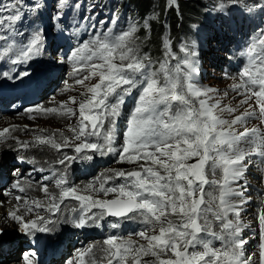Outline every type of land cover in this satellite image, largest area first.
I'll use <instances>...</instances> for the list:
<instances>
[{"label":"snow or ice","instance_id":"snow-or-ice-1","mask_svg":"<svg viewBox=\"0 0 264 264\" xmlns=\"http://www.w3.org/2000/svg\"><path fill=\"white\" fill-rule=\"evenodd\" d=\"M171 4L178 10V0H171ZM66 6L67 0H56L54 29L61 35L64 29L60 27V20ZM72 6L81 7L79 3ZM27 7L39 15L40 3L29 6L25 0H0V61L28 66L22 71L13 69L11 74L7 70L2 73L3 78L17 83H23L25 78L31 80L34 75L29 70L31 62L42 59L47 46L43 29H34L26 43L16 39L26 35L17 25L26 16ZM212 11L218 16L238 11L251 17L256 12H264V0L253 4L248 0H219L213 4ZM83 19L94 20V17L84 16ZM118 20L119 16L113 14L110 26H106L108 22L104 20L99 21V28L93 25L87 39L66 53L57 52V59L53 61L71 64L70 75L78 85L98 78V82L84 85L86 93L81 92L83 99L78 103L79 119L76 126L68 129L73 133L71 139L79 143L70 144L63 133L62 144L51 138L37 139L57 151L74 147L76 155L64 153L57 161L59 165L66 166V161H91L95 155L115 154L116 163H135L138 170L108 169L112 175L101 173L85 185L86 192L102 193L103 197L115 194V198L107 199L79 194L77 187L64 186L68 182L67 167L62 172L54 169L51 176H43L42 180L55 178L60 188L59 200L52 197L54 202L45 210L55 213L66 198H71L78 201L79 206L70 209L72 215L64 222L76 229L100 227L107 217L141 225L127 239L109 235L103 240L99 250L107 264H257L253 259L255 253L245 254L248 242L243 238L246 226L241 221V213L248 203L245 193L249 166L264 164V129L247 126L253 120L264 125V27H258L256 38L239 52L240 56L247 57V62L232 90L243 99L237 107H231L222 104L226 92L222 96L217 89L198 85L200 51L195 41L180 42L178 51L183 56H178L172 40L165 35L163 59L154 61L147 53L141 54L137 23H129L126 29L116 31ZM143 26L149 29L147 21ZM192 27L200 30L197 24ZM134 90L139 95L128 114L122 143L117 148L116 127L123 115L125 97L131 96ZM70 102L76 103V97H70ZM245 105L248 107L236 115ZM26 111H43L68 118L75 115L65 104L59 110L35 106ZM239 127L243 131H239ZM6 133H9L8 128L0 131V138L5 142ZM16 143L21 150L30 147L26 141L16 140ZM86 150H91V154ZM253 156L257 159H251ZM192 160L195 162L190 163ZM19 162L31 161L21 156ZM218 171L219 179L216 178ZM117 178H122V183L106 186ZM12 187L24 191L19 176ZM42 187L46 190L48 185L42 184ZM21 199V196L16 197L18 201ZM24 203L27 205L28 201L25 199ZM34 203L37 209L41 207L39 201ZM27 211L32 212L33 208L28 207ZM7 217L15 222L14 233L27 237L29 243L36 240L37 233L54 232L48 227L54 221L39 212L34 220H26L15 212H9ZM257 220L258 264H264V207L258 209ZM111 227L116 229L119 224L113 222ZM133 235L146 243H137ZM10 244L9 233L0 229V253ZM36 255L34 249L26 251L21 257L22 264H38ZM76 260L77 264H96L95 247L78 250Z\"/></svg>","mask_w":264,"mask_h":264},{"label":"rangeland","instance_id":"rangeland-1","mask_svg":"<svg viewBox=\"0 0 264 264\" xmlns=\"http://www.w3.org/2000/svg\"><path fill=\"white\" fill-rule=\"evenodd\" d=\"M97 1L98 0H91V2H92L91 4L92 5H95V3ZM104 1L108 2L110 0H104ZM193 1H196V2H199V3L202 4V7H203L202 8V11L199 14L198 12L200 10L197 11V9H195L194 7H190V8H188L187 13L188 14H191L190 15L191 17L192 16H195V14H197V13L199 15H202L203 17L201 19L200 18L199 19L197 18V19L193 20L192 23L187 22V24H189V25H187V24H186V26L185 25H182V27H183L182 28V30H183L182 33H185V35H184V42L190 44V41H192V40L198 41L197 46L199 47V51H200V57H199L198 66L200 68V72H199V76L197 77V83H198V85L200 87H204V88L211 87V88L217 89L222 96L226 92L227 93V96L223 98L222 104L223 105H229L231 107H237V105L239 104V101L241 99H243V96L237 95V93L232 90V85H233V83H236L239 80L235 76H231V75H228V74H224L222 72L224 70L223 69L224 59L227 57V54L225 52L221 51V47L219 46V44L216 41H213L212 39H210V36L213 35L212 30L214 31V30H216L215 28H219V24L215 21L217 14H216V12L212 11L213 4L219 3V0H193ZM168 2L171 3V0H166V3H168ZM158 3H159V0H128V4H129L128 7H129V9L131 11H133V12L136 11V19L139 20V22H143V19L141 20V17L142 16H141V13H139V10L142 9L144 12L146 10L153 12L155 10L156 6L158 5ZM162 3L165 4V0H164V2L162 0ZM113 8H115V7H113ZM115 9L117 10V8H115ZM189 9H192V10L189 11ZM93 12L96 13V15H99L100 14V18L102 20H106L105 19L106 17H104L105 8L103 7L102 4L99 3L97 6L93 7ZM188 14H186L185 16H188ZM116 15L119 16L118 22H121L122 19H123V17H124V15L121 14V13L119 14V12ZM85 23H88V22L85 21ZM193 23H195V24H197V25L200 26V30L199 31H196L192 27L191 24H193ZM189 27L190 28H193V30H194V33L195 34L193 35V38H189L190 36L186 35ZM137 43L140 44V39L139 38L137 40ZM179 43L180 42H178V44L175 46L176 49H174V51L177 50L176 52H177V55L178 56H183V54L182 53H179V51H178ZM141 49H142V44L140 45V50ZM141 54H142V50H141ZM161 59H163V54H162V58ZM161 59H158L157 61H159ZM220 60H221V62H220ZM172 63H175V61H173ZM155 67L158 68L159 67V64L157 63L155 65ZM96 82H98V78H93L91 81H85L84 82V85H91V84L96 83ZM200 82H201V84H200ZM67 84H69L70 86H65V88H63V89H67L68 90V96H66V97H60V96L55 97V98L58 99V101H56V108L57 109H60L62 104H65L68 107H71L74 110L75 115H72L70 118L67 117V119H65V120H73V126H76L77 120L79 119L78 103H79V101L81 99H83V97L80 94H81V92H85L86 93V87L84 85H78V84H76L75 81L72 82V83L67 82ZM70 97H76V101L77 102L74 103V104L71 103L70 102ZM41 107L43 108V106H41ZM247 107H248V105H245L243 108H240L238 110V112L235 113V114L238 115V114L242 113L244 111V108H247ZM40 113H43V111H41ZM51 115L52 116H55L57 118L60 116V114L53 113V114H49L45 118L44 117H40V118L37 117L36 120L35 119H32V120H27V121L30 122V123H32V124H34V125H44L45 122H47V121L50 120V117H52ZM9 116L10 117H16V118H24L25 117V116L21 115L19 112L1 116L0 117V131H3L4 128H9V127L6 126L7 124H3V121L6 118H9ZM74 116H76V118H73ZM247 126L249 128H251V127H260V124H259L258 120H253ZM238 130L239 131H243V128L242 127H239ZM67 136L71 139L72 136H73V133L69 131L67 133ZM14 139H16V138H14ZM69 143L70 144H76V143H79V141H73L72 140ZM120 143H122V142H120ZM120 143L118 144V146L115 145V147L119 148ZM70 148L71 149H74V147H70ZM14 154L17 156V153L16 152ZM89 154H91V152ZM117 158L118 157H115L111 161V164L109 166H107V167H103L101 169V171H100V169L97 168L95 175L89 179V182L94 181L95 180V177H97L98 175H101V173H104L106 175H112L111 172H108L107 171L108 169L125 170V171L138 170L137 169V165L135 163H133V164H128L126 162L125 163H116L115 161L117 160ZM103 159H106V156L101 157L99 155H95V158L92 161L94 163L96 161H100V160H103ZM251 159L255 160V156L251 157ZM15 160L16 159H14L11 162H9V164H11V165L8 164L10 166V169L11 170L16 165V163H14ZM189 162L190 163H194L195 160H192V161H189ZM257 166L260 168V170L263 173L264 172V164H259L258 165V163H253L252 165L249 166V168H251V167H257ZM257 172H258L257 168L248 169V171L246 173V175H247L246 176V183H247V189L248 190L245 193V195L247 196V198L249 200L248 203H250L252 206H254V208H255V206H257V204H258L257 202L259 200V203L260 204H258V207L261 208V207H264L261 198H259V197L262 196V192H260L259 195H257V198L255 197V194L258 191H260V189L261 190H264V177L262 179V183H255L253 181L254 180L253 176L256 178V173ZM9 173H10V171H9ZM9 173L7 174V176L9 175L8 178L11 180L12 179V176H10ZM46 174H49V173L47 171L42 172L40 175L37 176V179L35 181H37L39 179H42V177L45 176ZM248 174H251V175H248ZM208 176H209V179L212 178L211 173H209ZM216 178L217 179L220 178V172L219 171L217 172ZM109 182H111V181H109ZM250 182H252L253 184H252L251 187H248V185H250ZM75 183L76 182L73 183L74 186H75ZM67 184H68V182H67ZM49 185L50 186H53V185H55V182L49 183L48 186ZM96 187H99V185L97 184ZM92 195L94 197H96V198H107V199L115 198V194L114 193L113 194H109L108 197H103V194L102 193L101 194H96V193L92 192ZM75 203L77 204L78 201L75 200ZM77 206H79V204H77ZM245 206H246V204L244 205V208H245ZM256 209L257 208H255V211H256ZM40 210H41L40 208L39 209H36V211H40ZM93 211H95V209ZM244 214H245L244 212L241 213V215H242L241 216V220H244L245 219V217H244L245 215ZM256 218H257V212H256V215H254V218H253L254 219V221H253L254 223L253 224H256ZM249 223H250V221L247 223V225ZM252 229H255V228H253V226L252 227L246 226L245 233H248L249 234V231L252 230ZM72 230L74 231V230H78V229H76L75 227H73ZM216 230L219 231V229H216ZM7 233H9V237L10 238H13L14 239V240L11 239V241H16V242L17 241H20V243H23L26 240L25 237H19V236H17L14 233V231H10V232H7ZM132 239L134 241H136L137 243H146L138 235L132 236ZM88 242L90 244V242H93V240H90ZM100 242H103V240H100ZM256 242H257V245H258L259 240H256ZM89 244H85V245L81 246L79 249L80 250L87 249L90 246ZM101 245H102V243H100V246ZM100 246L98 244L97 249L95 248L96 249L95 250V260H96V263L97 264H100V263L101 264H104V263L107 262L104 259V254L102 253V255H99V257L96 254V251L100 249ZM216 246H219V241H216ZM67 248H68V246H67ZM256 250L259 253V249H258L257 246H256ZM77 252H75V249H73L71 247L67 251V254L69 255L68 257L77 256ZM16 253L17 252H14V254H16ZM18 253H19V250H18ZM18 253H17V255H18ZM250 253H251V249H250ZM253 258H254V256H253ZM144 259H154V258H152V257H145ZM17 260L16 261H13L12 264H14L15 262H17ZM258 260H259V256H258V254H256L257 264H258Z\"/></svg>","mask_w":264,"mask_h":264},{"label":"bare ground","instance_id":"bare-ground-1","mask_svg":"<svg viewBox=\"0 0 264 264\" xmlns=\"http://www.w3.org/2000/svg\"><path fill=\"white\" fill-rule=\"evenodd\" d=\"M64 84L62 85V87L70 86L69 84H67V82ZM56 101H58V99L53 97L45 101L44 103H42L40 106H43V108L44 107L45 108H48V107L56 108ZM46 116H48V114L43 112V113H40L39 118L40 117L45 118ZM73 118H76V116H74ZM65 119H67V117L64 115H60L58 118L55 116H52L50 117L49 121L45 122L44 125H34L28 122L25 117L16 118V117L9 116V118H6L3 121V124H7L6 126L9 127L8 128L9 133L5 134V136L8 137L6 142L4 141V139L0 138V154H2V156H4L6 159L9 160L7 161V166L11 165L9 164V162H11L12 160L17 159V157L23 156L25 160L31 161L28 167L25 169L27 171H29L32 167L37 166L39 169H43L44 171H47L50 174V172L53 171L54 169H59L62 172L65 170V167H67L68 178L72 177L70 176V174L72 173L73 169L75 168L77 164H83L84 169L85 167L87 168L91 167L93 165L92 160L91 161L76 160L74 162L66 161V166L59 165L57 161L63 158L64 153H67V155L69 156L76 155L74 152V149H71L70 147H66V148H62L59 151H57L56 149L52 148L51 145L48 144L47 142L41 144L40 140L37 139L39 137L47 141L48 138H51L55 140L57 143L62 144L63 137L61 136V133H63L64 137H68L67 133L69 132L68 131L69 126H73V120H65ZM16 140H19L21 142L26 141L30 144V147L26 150H21L19 144L16 143ZM71 141L72 140L69 138V142ZM86 151H89V153L91 152V150H86ZM15 152L17 153V156L14 154ZM17 168L18 169L16 170V172H19L20 169L19 167ZM8 171H7V174H8ZM49 174H46V175L50 176ZM79 179H84V178H79ZM89 179L86 178V180H79L80 181L79 182L78 178H75L74 180L73 179L68 180V184H70V181H74L76 182L75 187H77V189L80 190L79 194H85V195L91 194L92 195V192L84 191L85 185L89 182ZM11 180H15V179L12 177ZM20 181H23V184L21 187L24 189V194L21 195L22 199L19 201L16 200V197H17L16 195H14L13 198L5 197L4 194L9 193L7 189L0 190V229H3L6 232L16 231L15 222L11 221L7 217V214L9 212H15L18 215H22L26 220L36 219V213L39 212L44 217L51 218L54 221V223H50L48 225V227L53 228L54 231L56 229H59L60 226H64L65 228L68 227L70 228V230H72L74 226H72L71 223H65L64 221L68 218L66 216L67 209H71L72 207L77 206L74 200H72L71 198H67L64 201V203L61 205L60 210L55 213L46 211L45 210L46 206L54 202L52 197H55L56 201L59 200L60 188H58L55 184L53 186L49 185L47 189L45 190L42 187V185H39L42 182V179H39L37 181H34V183H32V182H28L26 176L20 178ZM53 182H55V178H51L49 182H46L44 184L53 183ZM25 199L28 201L27 205L24 203ZM35 201L40 202L41 204L40 211H36L37 208L34 203ZM28 207H32L33 211L28 212L27 211ZM253 211H254V206H252V211H251L252 214L254 213ZM74 232L78 235V240H80L81 231L74 230ZM38 234H41V233H38ZM73 239L74 237L69 238L67 251L71 248V243ZM247 242L248 243L245 246L246 256L251 254L250 253V249H252L251 248L252 246L251 237H247ZM19 243L20 241H17V242L11 241L9 248L3 253H0V264H12L13 261H16L18 259L17 253L19 249H17V244L19 246L21 245V243L20 244ZM100 243H102L100 242V240L90 242V244L87 242V244H89L90 246L93 245L96 249H97L98 244L100 246ZM73 249H75V252L80 250L77 247ZM14 252H17V253L14 254ZM102 253H103L102 251H99V250L96 251V254L98 255V257L99 255H102ZM14 264H20L19 260H17V262H15ZM52 264H59V261L57 260Z\"/></svg>","mask_w":264,"mask_h":264},{"label":"trees","instance_id":"trees-1","mask_svg":"<svg viewBox=\"0 0 264 264\" xmlns=\"http://www.w3.org/2000/svg\"><path fill=\"white\" fill-rule=\"evenodd\" d=\"M128 5V0H123L122 6L128 7ZM190 7H194L197 11L200 10L198 12L199 14L203 8L201 3L193 0H178L177 10L175 5H172L169 2L166 3V0L165 4H163L162 0H159L158 5L153 12L148 10L144 12L140 9L139 13H141V20L143 19V22H139V20L137 21L138 31L136 36L140 39V45L142 44V54L147 53L154 61L161 59L163 54L162 41L165 35L169 36L172 40L173 50L176 49L175 46L178 42H184L185 33H182V25L186 26L187 22L192 23L193 20L197 18L201 19L203 17L198 13L191 17V14L187 13L188 8ZM190 10L192 9H189V11ZM132 14L136 18V11L132 12ZM186 14H188V16H185ZM145 21L148 22L149 29L144 28L143 25ZM194 34L193 28L189 27L186 35L190 36L189 38H193ZM193 41L195 40L190 41V44ZM195 42L196 44L198 43V41Z\"/></svg>","mask_w":264,"mask_h":264},{"label":"built area","instance_id":"built-area-1","mask_svg":"<svg viewBox=\"0 0 264 264\" xmlns=\"http://www.w3.org/2000/svg\"><path fill=\"white\" fill-rule=\"evenodd\" d=\"M255 167H253L252 169H254ZM257 170H258V172L256 173V175L258 176V183H262V178L264 177V175L262 174V171L260 170V168L259 167H257ZM263 185V184H262ZM264 206V205H263ZM247 208H248V212H246L245 213V216L247 217H249V215L251 214V211H252V206L250 205V204H248L247 205ZM258 209L259 208H257L256 209V211H255V209H254V213H255V215H256V212L258 213ZM253 213V214H254ZM250 220H252V222H251V224H249L248 226L249 227H252L253 226V228H255L256 229V227H255V224H253L254 222H253V218L250 216ZM255 229H252V230H250L249 232V234L248 233H245L244 232V234H245V237H244V239L247 241V237H251V244H252V249H251V254L252 253H255V254H257L256 253V246H257V242H256V230ZM254 246V247H253ZM254 259L256 260V255L254 256Z\"/></svg>","mask_w":264,"mask_h":264}]
</instances>
